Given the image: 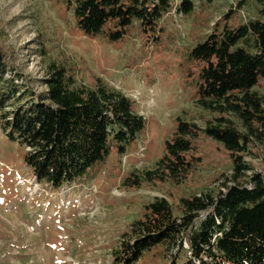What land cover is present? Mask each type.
<instances>
[{"label":"trees","instance_id":"trees-1","mask_svg":"<svg viewBox=\"0 0 264 264\" xmlns=\"http://www.w3.org/2000/svg\"><path fill=\"white\" fill-rule=\"evenodd\" d=\"M258 1L255 18L217 24L190 54L203 64L197 102L221 115L204 129L179 118L155 168L132 171L125 183H182L200 160L192 153L202 131L229 151L232 173L217 192L182 197L176 207L165 197L149 202L143 217L123 233L113 253L116 264H137L154 248L168 257L184 242L190 253L185 264H264V173L246 160L253 155L250 147L264 143V96L254 90L264 78V0ZM245 3L239 0L238 9ZM194 8L193 0H76L73 7L85 36L106 34L111 42L124 38L135 22L143 32H155L171 11L189 14ZM10 71L14 74L7 77ZM39 82L43 91L24 82L0 44V132L25 147V162L39 184H83L114 147L126 154L146 129L147 119L135 100L102 80L94 87L79 84L68 67L52 61ZM11 104L15 106L7 109Z\"/></svg>","mask_w":264,"mask_h":264},{"label":"rangeland","instance_id":"rangeland-1","mask_svg":"<svg viewBox=\"0 0 264 264\" xmlns=\"http://www.w3.org/2000/svg\"><path fill=\"white\" fill-rule=\"evenodd\" d=\"M193 1L191 13L171 11L159 30L145 33L135 22L124 38L111 42L106 34L85 36L77 28L76 0H0V44L24 82L43 91L39 81L55 61L68 67L79 84L94 87L102 80L123 91L147 119L126 154L114 147L92 178L63 188L37 183L25 162V147L0 132V264H116L113 253L123 233L143 217L149 202L165 197L176 207L182 197L222 187L232 173V158L204 131L192 153L200 160L182 183H125L132 171L155 168L179 118L204 129L221 115L197 102L203 64L191 58V51L217 24L246 23L257 16L260 5L246 0L238 9L239 0ZM254 90L264 96V78ZM228 117L237 121L233 114ZM250 149L253 155L246 160L264 173V143ZM189 257L184 242L183 249L174 248L168 257L154 248L137 264H185Z\"/></svg>","mask_w":264,"mask_h":264}]
</instances>
